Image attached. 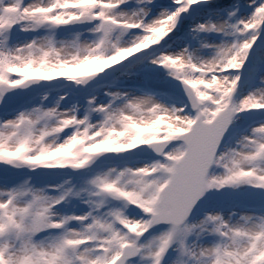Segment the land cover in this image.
I'll list each match as a JSON object with an SVG mask.
<instances>
[{
	"label": "snow or ice",
	"instance_id": "obj_1",
	"mask_svg": "<svg viewBox=\"0 0 264 264\" xmlns=\"http://www.w3.org/2000/svg\"><path fill=\"white\" fill-rule=\"evenodd\" d=\"M124 0H0V35L22 24V31L35 30L40 26L57 27L82 20L97 19L100 23L95 32L99 38L92 43L64 44L60 47L51 40L33 41L13 51H0V99L6 91L25 85L29 81H51L66 78L79 81L93 76L130 55L155 45L174 28L181 14L201 0H174L177 5L172 12H165L160 18L147 25L133 15L117 16V9ZM150 2V0H149ZM264 0L254 8L251 16L239 20L235 25L200 24L201 31L223 32L231 27L240 33H248L250 39L231 45H220L215 55L208 60L194 62L185 49L176 55H164L153 63L171 70L172 75L184 84L195 117L181 115L183 109H168L154 101L151 96L128 99L123 108L112 111L101 106L97 111L105 114L99 126L87 123V118L78 120L74 115L59 114L55 109L35 114L21 113L16 119L0 123V162H21L30 167L82 169L94 158L105 153H122L140 145L163 144L182 138L183 147L167 154L164 162L156 161L149 166L110 169L103 175L90 180L89 194L97 197L95 208L99 209L106 199L120 200L125 206H138L146 218L130 220L121 211L109 213V222L89 213L85 217L52 219L53 207L62 202L67 192L57 198L48 197L43 191L13 190L6 199L0 200V235L3 228L12 226L29 235L18 252L0 249V264H22L19 256L29 251L41 256L50 255L43 247L31 242L30 237L47 229H61L70 220L81 222L82 231L68 230L61 236L55 251L44 264H123L122 258L134 256L138 248L136 240L151 227L168 222L171 229L158 237L157 248L150 253L154 264L170 247L174 237L181 231L190 209L206 188H220L225 185L252 184L264 188V168L254 165L264 161V125L253 129L251 137L242 141L243 149L227 156L229 161L222 176H208L209 166L225 160V156L214 159L217 146L228 125L237 113L264 110V91L250 93L238 103L233 94L240 80L239 75H225L229 70L242 68L249 49L256 40V30L264 26ZM161 25H167L162 29ZM115 28H143L145 35L132 46L117 47L111 43ZM111 46L114 53L106 54ZM66 49H73L70 55ZM12 77H18L13 79ZM151 116L145 118L144 111ZM55 118L52 127L37 129L36 125L48 118ZM183 124L191 126L187 134L178 136ZM74 126L73 133L63 142L49 143L47 138L58 135ZM168 133L164 141L157 139L161 127ZM94 129V130H93ZM161 152L160 148L156 149ZM215 186V187H213ZM31 196L23 206L18 197ZM18 218V219H17ZM215 222L214 231L225 240H235L246 235V248L230 250L223 243L204 249L201 256L208 258V264H259L257 256L264 255V230L246 233L237 225L222 220L219 215L210 216L207 221ZM119 223L127 230L122 234L114 229ZM264 228V226H262ZM190 229L185 228L184 232ZM103 233L104 235H100ZM93 242V247L87 245ZM84 247V251H78ZM94 253V254H93Z\"/></svg>",
	"mask_w": 264,
	"mask_h": 264
},
{
	"label": "rangeland",
	"instance_id": "obj_2",
	"mask_svg": "<svg viewBox=\"0 0 264 264\" xmlns=\"http://www.w3.org/2000/svg\"><path fill=\"white\" fill-rule=\"evenodd\" d=\"M29 3V0H23ZM48 0H44L46 4ZM260 0H201L200 3L192 5L181 14L173 30L163 37L155 45H150L127 57L125 60L105 68L102 72L110 70H119L114 78L106 82L112 85H99L95 87H81L79 81H70L66 78H57L47 81L57 85V90L52 93L41 94L34 99L26 102L17 108L1 109L0 100V123L16 119L19 114H35L37 111L43 113L50 109H55L59 114L74 115L78 120L87 118V123L93 126H99L104 120L105 114L97 111L101 106H106L115 111L123 108L128 99L151 96L155 102L168 109H183L181 115L195 117L189 112L188 107L182 104L180 100L173 101L168 96L160 94L156 87L162 86L168 82L180 81L171 70L153 63L164 55H176L185 49L192 56L194 62H200L211 59L218 46L231 45L233 43L243 42L250 39L248 33H240L233 28L228 27L223 32L201 31L198 29L200 24H224L235 25L239 20L252 15L254 8ZM177 5L174 0H124L113 14L133 15L142 19L144 24L154 22L165 12H172ZM97 20V19H95ZM100 23L97 20L94 24L84 29H72L68 25L49 27L40 26L35 30L22 31V24H17L11 32L0 35V51H13L23 47L28 43L36 41L38 43L51 40L55 46L60 47L64 44H85L92 43L100 36L95 32L96 26ZM161 28H167V25H161ZM143 28L121 29L115 28L111 34V43L117 47L132 46L139 37L145 35ZM106 54L114 53V49L109 46L106 48ZM73 49H66L65 54L70 55ZM250 70V71H249ZM225 75H239L240 80L233 94V102L238 103L250 93L264 91V26L256 30V40L249 49L248 56L239 70H229ZM16 79L18 77H12ZM243 83V84H242ZM90 91V92H86ZM170 96L176 97L173 94ZM177 98V97H176ZM16 107V106H15ZM143 116L148 118L151 113L144 111ZM56 123L55 118L41 120L37 129L52 127ZM264 125V110H251L237 113L231 122V132L227 142L222 150L216 155H230L233 151L243 149L242 141L245 137L253 135V129ZM181 129L180 135L189 130V126L183 124L175 125ZM75 130L74 126L66 128L58 135L50 136L47 142L60 143L70 136ZM94 130V129H93ZM168 129L161 127L157 139L164 141ZM142 146V145H140ZM139 147V146H138ZM181 145L170 148L162 157L157 160L164 162L167 154ZM156 162V161H154ZM152 161H127L116 166H101L93 160L82 171L61 176L57 170L61 168H46L42 166L28 167L26 171H20L19 162L3 163L0 162V200L6 199L7 194L13 190H32L43 191L45 195L51 198H57L65 192L68 195L65 199L56 204L52 209V219L61 220L67 217H85L89 213L92 216L111 221L110 212L121 211L124 218L130 220L145 219L146 216L142 210L135 205L125 206L122 201L116 203L106 199L102 206L97 209L95 203L97 197L91 196L90 180L98 175H103L110 169L117 171L131 168L133 170L149 166ZM258 168H264V162H257L254 165ZM225 168L213 163L208 172L209 177L222 176L225 174ZM262 188L242 183L239 185H225L220 188H212L206 191L205 199L208 204H199L191 218L180 228L181 231L174 237L170 247L161 259V264H208V258L201 256L200 252L204 249L213 248L217 244L223 243L230 250L247 247L249 239L246 235L238 236L235 240H225L214 231L215 222L207 221L210 216L219 215L223 221L231 225H237L246 233H258L264 230V201L259 203L255 198H264L262 196H252ZM31 196L18 197L17 202L21 206L27 204ZM234 201V204L231 203ZM225 203V204H224ZM18 219V218H17ZM91 222V218L81 222L79 220H70L64 228L47 229L30 237L31 242L43 249L50 255L55 251V245L58 239L68 230L82 231L83 225ZM8 227L10 228L8 230ZM3 228V235H0V249L7 252H18L29 235L20 232L12 226ZM190 229L184 232V229ZM114 229L122 234H127V230L119 223L114 224ZM170 228L151 227L141 237L136 240L135 247L139 249L137 256L133 261L126 264H154V257L150 255L158 246V237L167 233ZM100 235H104L101 233ZM264 244V241H261ZM90 242L87 247H93ZM84 251V247L78 249ZM94 254V253H93ZM50 255L41 256L39 251L36 254L28 252L19 256L22 264H44L50 258ZM259 264H264V255L257 256Z\"/></svg>",
	"mask_w": 264,
	"mask_h": 264
},
{
	"label": "water",
	"instance_id": "obj_3",
	"mask_svg": "<svg viewBox=\"0 0 264 264\" xmlns=\"http://www.w3.org/2000/svg\"><path fill=\"white\" fill-rule=\"evenodd\" d=\"M96 21L97 20L95 19L82 20L80 22H73L67 25L73 28H83V27H87V26L94 24ZM12 30H13V27L8 32H11ZM117 74H119V70H116V69L110 70L107 72L97 73L93 76L82 78L79 82V85L81 87H95L99 85H106V82L114 78ZM55 88H56L55 84L47 82V81H29L23 86L6 91L3 98L0 99L1 108L2 109L10 108L24 101L30 100L34 98L35 96L41 95L51 90H54ZM156 90L160 94H163L165 96L169 94H173L181 101L182 104H186L189 107L190 113L196 114V110L193 109L191 100L188 96V92L182 82L180 81L168 82L166 84H163L162 86L156 87ZM230 131H231V123L228 125L227 129L225 130V132L223 133L221 137V140L218 143L216 153L214 154V159L216 155L220 152V150L224 147L225 143L227 142ZM187 132L182 133L180 135H185L187 134ZM177 145H182L183 147L182 138H177V139L168 141L163 144L155 143L152 145H142L135 149L122 152V153H105V154H101L100 156L94 158V160L105 166H116L118 164L125 163L130 160L132 161H155V160L160 159V157L164 153H166L170 148L177 146ZM157 148H160L161 152H157L156 151ZM212 165L213 164L209 166L208 172L212 168ZM19 166H20V171H26L29 167L28 165L22 164L21 162H19ZM83 169L84 168L72 169L71 167H64V168L58 169L57 172L61 175H69V174L82 171ZM205 194L206 192L202 196L197 198L193 207L190 209L188 216L185 218V221L180 225V228H182L185 225V223L190 219V217L193 215L197 206L204 200ZM262 195H264V188L252 193V196H262ZM109 200L112 202L119 201V200L112 199V198H109ZM153 227L171 229L172 226L168 222H162ZM9 229L10 228L8 227V230ZM136 256H137V252L134 256L123 257L122 258L123 264L133 261L136 258Z\"/></svg>",
	"mask_w": 264,
	"mask_h": 264
},
{
	"label": "trees",
	"instance_id": "obj_4",
	"mask_svg": "<svg viewBox=\"0 0 264 264\" xmlns=\"http://www.w3.org/2000/svg\"><path fill=\"white\" fill-rule=\"evenodd\" d=\"M250 71V70H249ZM243 84V83H242ZM109 85H112V84H109ZM86 92H90V91H86ZM91 93V92H90ZM169 98H171L173 101H176L178 100V98L176 97H173V96H169ZM255 201L259 202V203H262V201H264V198H255L254 199ZM208 202V199H205L201 204H205ZM231 203L234 204V201L231 200ZM208 204V203H207ZM225 204V203H224Z\"/></svg>",
	"mask_w": 264,
	"mask_h": 264
},
{
	"label": "clouds",
	"instance_id": "obj_5",
	"mask_svg": "<svg viewBox=\"0 0 264 264\" xmlns=\"http://www.w3.org/2000/svg\"><path fill=\"white\" fill-rule=\"evenodd\" d=\"M262 17H264V14H262ZM216 164L221 165V166H223V167L225 168L226 166H228L229 161H228V160L217 161ZM213 187H215V186H213ZM210 189H212V188H206L205 191L202 193V195H203L207 190H210ZM202 195H201V196H202Z\"/></svg>",
	"mask_w": 264,
	"mask_h": 264
}]
</instances>
